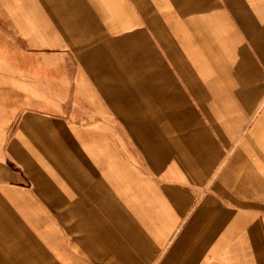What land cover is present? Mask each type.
I'll return each instance as SVG.
<instances>
[{"label":"crops","instance_id":"obj_1","mask_svg":"<svg viewBox=\"0 0 264 264\" xmlns=\"http://www.w3.org/2000/svg\"><path fill=\"white\" fill-rule=\"evenodd\" d=\"M0 264H264V0H0Z\"/></svg>","mask_w":264,"mask_h":264}]
</instances>
